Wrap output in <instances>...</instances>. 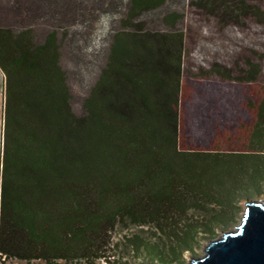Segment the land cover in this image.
I'll use <instances>...</instances> for the list:
<instances>
[{
	"label": "trees",
	"instance_id": "1",
	"mask_svg": "<svg viewBox=\"0 0 264 264\" xmlns=\"http://www.w3.org/2000/svg\"><path fill=\"white\" fill-rule=\"evenodd\" d=\"M36 1L0 0V63L9 48L24 50L21 55L31 49L36 39L29 33L31 19L43 7ZM53 1L59 8L71 2ZM169 2L125 0L77 109L59 66L65 35L57 36L56 66L48 76L52 90L43 108L38 102L28 132L36 172L7 189L1 181V264L12 259L127 264L109 252L119 243L111 242L115 226L125 230L120 241L125 251L145 263L172 264L234 215L235 199L257 189L264 172V100L257 107L250 150L178 146L180 82L189 70L182 15ZM188 2L218 20L249 14L264 25V10L257 5ZM150 14L160 24L147 27L143 18ZM23 29L27 33L19 32ZM206 68L199 66V74L206 70L223 80L251 81L259 73L248 58L228 68L214 60Z\"/></svg>",
	"mask_w": 264,
	"mask_h": 264
},
{
	"label": "rangeland",
	"instance_id": "2",
	"mask_svg": "<svg viewBox=\"0 0 264 264\" xmlns=\"http://www.w3.org/2000/svg\"><path fill=\"white\" fill-rule=\"evenodd\" d=\"M48 1V0H47ZM46 4L50 12L42 7L33 20V30L38 34L44 30L54 29L58 37L64 34L61 44L60 63L66 73V81L72 89V101L78 108L79 93L83 89L85 73L92 71L91 44L106 42L107 29L111 21H118L123 16L125 0H67L64 8H55L57 2L50 0ZM189 0H170L171 9L182 15L179 24L184 29V66L189 73L182 75L178 96V142L184 149L220 150L221 152L250 150L252 143V126L256 119L257 107L264 100V25L259 24L254 16L246 14L234 19H217L216 15L203 14L191 6ZM230 7L235 4L243 6L257 5L264 10V0H216ZM168 2V0H166ZM169 2V3H170ZM53 4V11L50 5ZM51 14V20L45 14ZM145 15L147 27L160 22L152 16ZM90 48V49H89ZM103 55V53H102ZM240 58L256 62L259 73L254 80H223L215 73L202 76L198 67H206L214 60L224 67H230ZM238 65H240L238 63ZM242 66V65H241ZM240 66V67H241ZM87 71V72H85ZM232 75H238L233 70ZM264 151V148H263ZM244 182V181H243ZM245 183V182H244ZM243 183V184H244ZM257 189L248 192L233 201L236 207L234 215L216 226L210 237L200 238L192 250L183 251L180 259L172 264H181L194 256L203 254V247L210 238L220 236L222 231L234 228L244 209L245 199H262L264 197V172L257 181ZM136 230L130 227L129 231ZM144 230V229H143ZM147 232V230H144ZM125 230L115 226L111 232V242L118 241L116 247L110 248L113 258L125 260L127 264H151L123 249L121 237ZM1 264V262H0ZM5 264H27L22 260H8ZM28 264H45L42 260H31ZM95 264H105L98 261Z\"/></svg>",
	"mask_w": 264,
	"mask_h": 264
},
{
	"label": "crops",
	"instance_id": "3",
	"mask_svg": "<svg viewBox=\"0 0 264 264\" xmlns=\"http://www.w3.org/2000/svg\"><path fill=\"white\" fill-rule=\"evenodd\" d=\"M46 1L40 0L38 4L46 6L44 10L50 12L47 9ZM53 6V4L50 5L51 11H53ZM55 8H58L57 4ZM45 15L51 20L50 13ZM20 31L27 33L28 29ZM29 33L36 37L35 42L32 40L31 49L28 48L29 52L34 53L25 52L21 55L24 50L19 51L17 47L9 48L10 54L3 56L1 58L3 63H0V187L1 181H4L6 189L9 188V183L31 180V174L36 172L32 158L35 147L32 142L28 141L30 140L28 132L34 123L32 117L39 111L37 109L38 102L40 108H43L42 102L44 104L47 102L48 89L52 90V86H48L49 69L52 71L56 66L54 61L57 43L56 32L52 33L49 29L40 32V34L34 30ZM46 36L49 37L47 43ZM28 41L31 42L29 39ZM44 43H46V48L43 47ZM105 45L104 41L101 44L97 41L96 44L90 45L91 49H89L93 51L91 56L94 57L91 59L93 70L85 71L87 73L84 74L85 77L82 81L84 90L79 93L80 96L86 93L89 82L92 81V77L96 76L97 69L103 61L102 53ZM0 49L3 50L1 46ZM22 58L25 60H21ZM59 66L63 67L61 63ZM62 70L64 69L62 68Z\"/></svg>",
	"mask_w": 264,
	"mask_h": 264
},
{
	"label": "water",
	"instance_id": "4",
	"mask_svg": "<svg viewBox=\"0 0 264 264\" xmlns=\"http://www.w3.org/2000/svg\"><path fill=\"white\" fill-rule=\"evenodd\" d=\"M181 264H264V197L245 199L238 224L210 238L202 255Z\"/></svg>",
	"mask_w": 264,
	"mask_h": 264
}]
</instances>
